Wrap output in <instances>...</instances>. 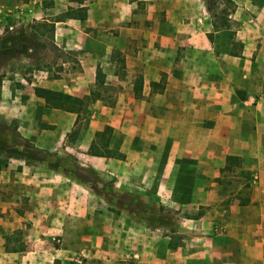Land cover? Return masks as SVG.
<instances>
[{"label":"crops","instance_id":"crops-1","mask_svg":"<svg viewBox=\"0 0 264 264\" xmlns=\"http://www.w3.org/2000/svg\"><path fill=\"white\" fill-rule=\"evenodd\" d=\"M35 1L11 7L0 0V27L8 21L5 11L18 7L38 20ZM53 1L57 12L73 3L81 9V20L56 22L62 25L59 34L68 39L83 36L85 42L97 41L88 30L92 28L116 43L140 44L149 37L148 42L156 40L162 48L170 42L173 49L155 54L134 50L82 54L76 79L42 80V88L52 93L40 100L27 91L38 87L34 80L26 81L22 89L7 84L9 96L4 94L2 99H11L12 91L16 99L17 93H26L27 107L37 101L43 107L55 96L62 102L80 104L95 86L99 66L105 83L116 91L110 103L102 97L90 99L94 107H101V113L92 111L71 141L69 133L76 119L62 108H49L61 113L57 122L50 117L47 120L55 125L54 130L39 129L42 116L31 112L24 117L20 109L17 129L36 149L47 152L50 160L68 149L79 157L80 170L111 181L113 185L108 187L119 193L123 190L117 185L125 177L128 190L139 189L140 201L187 202L197 218L180 228L187 229L190 247L160 246L158 239L157 243L151 240L147 222L138 221L137 212L122 208L112 214L104 206L108 204L105 193L96 190L92 179L66 171L62 165L51 167L36 160L16 172L15 193L24 215L17 216L15 223L30 219L29 231L39 236L66 233L71 227H79L83 234V229H91L96 221L102 230L94 233L121 235L119 242H132L142 256L157 252L148 259L152 264H264V161L260 158L264 140V0H232L233 9L220 22L218 16H211L210 5L200 0ZM137 4L144 10L135 25ZM142 25L150 28L142 29ZM0 83L5 85L6 78ZM18 100L21 102L20 97ZM105 126L112 128L106 145L111 151L91 154L92 143L100 148L103 145L96 133ZM247 155L258 156L252 165L258 179L253 181L250 196L244 198L218 177L222 171L241 168V157ZM227 156H236L237 162H226ZM60 162L70 163L65 158ZM183 186L190 190L183 193ZM81 219L83 229L78 224ZM106 220L111 221V227L104 224Z\"/></svg>","mask_w":264,"mask_h":264},{"label":"rangeland","instance_id":"rangeland-1","mask_svg":"<svg viewBox=\"0 0 264 264\" xmlns=\"http://www.w3.org/2000/svg\"><path fill=\"white\" fill-rule=\"evenodd\" d=\"M4 1L11 7L21 2H28V0ZM200 1L205 4L207 2L208 5L216 7L214 11L211 12V16H218L217 20L219 22L221 21L223 12L224 15H226L230 9H233L232 4H234L232 0L231 2L228 0ZM35 2L37 6L35 7L36 12L34 11V15L38 17V20H35L31 13H29V15L26 16L28 20L26 17L23 18V21L28 22V25L23 26L17 22V19L11 17V13H9L6 18L14 24L12 30L19 27L28 29L33 22L41 21V18L45 17L48 20H45L47 22V27L41 28L45 30L42 39L48 40L50 36H52L54 42L58 46L66 50L77 51L76 58L78 60L82 54H127L129 51L131 53L133 50L135 53L140 52V54H155L158 52L164 53V51L169 53V51H171L170 49H173L170 46V42L164 45L165 48H162L156 40H149L148 42V39H150L149 37L144 39V42L140 44L135 43L131 45L127 43H116L111 41L105 34H96V30L92 28L88 30H91L93 37L96 35L97 41L95 39L94 41L85 42L83 36H74L68 39L64 33L59 34L60 30H62V25L60 23L56 25V22L68 19L65 18L63 14L65 10L62 12L55 11L53 9V0H37ZM137 5L138 9H136V17L133 21L135 25L142 19L144 10L143 5ZM71 6L75 8L77 5L73 3ZM70 14L75 15L76 11H72ZM31 18L33 19L31 20ZM141 27L142 29L150 28L149 25H142ZM136 28L139 27L136 26ZM50 29L51 32L49 31ZM151 30H153V27H151ZM9 34L10 33H7V31L2 34L0 33V82L2 77L3 79L6 78L5 85L2 86L0 83V264H152L149 263L148 259L153 257V254L158 255L156 254L157 252H146V254L144 253V256H142L138 250L134 249L132 242L120 243L119 238H121V235L94 233L102 230L98 229L99 223L96 221L92 222L91 229L89 228L91 222L88 223L89 229H83L82 223L84 220L81 219L78 221L79 226L84 230L83 234L79 232V227H71L67 229L66 233L57 232L40 234L39 236L29 231L31 227L30 219H21L18 221V224L15 223L17 216L24 215V208L22 204L18 202L15 193L17 189L14 182L16 172L22 171L24 164L29 166L34 164L36 160L45 162V165L51 167L62 165L66 171L71 169L82 177L92 179L96 190H103L105 193L104 195H106L107 198H104V200L108 202V204L104 206L107 207L112 214H116V212H119L122 208L125 212H128L127 210L137 212L138 216H140L138 221L145 220V222H147L151 230V240L155 241L156 239L155 242L157 243L158 239L160 242V244H158L160 246L166 245L174 249L176 247H190L192 243L189 233L186 231L187 229L180 228L190 226L197 216L190 211V205L187 202L172 204L169 202L161 203L150 201L149 199L142 202L137 197L136 191H139L137 187L132 190L127 189L129 183L125 177H123L117 185L118 188L120 187V189L123 190V193H119L115 188L108 187V185H113L111 181L98 179L97 176L85 169L80 170L77 167L79 163L76 162L79 160V157H75L72 151L70 152L68 149H65L67 153H60L58 158L50 160L51 157H47V152L36 149V147L20 133L17 129L19 126V117L16 116L20 109L24 117L31 112L32 114L39 113V116H42L39 129L48 130H54L55 128L53 123L47 121L48 118L50 117L52 119L49 120L54 119L57 122L56 119H61V113L57 110L51 111L49 109L51 106H48V102L44 103L43 107L39 105V101L33 103L32 107H27L25 105L26 93H17L16 99L12 91L11 99H2L4 94L9 96L7 84H11L9 87H14V85H16L17 89H22L26 81L30 82L34 80L38 87H35L32 91H27L32 92V94L37 96L38 100H40L39 98H44L45 94L49 95L52 93H48L49 90L45 91V89L42 88V80L46 81L65 77L72 82L71 79H76L77 77L76 73L79 72L80 65L72 60L65 62L60 58L55 60L53 53L48 50H39L37 53L38 55L36 57L32 56L31 58H27L25 54V56L22 55L23 53L17 54L14 47L9 49V44L3 42V38ZM142 35L143 33L141 31L140 36ZM9 50H11L10 52L12 53L9 54ZM20 77H23L24 81L21 82ZM107 82L109 81L107 80ZM57 92V90H54V95H56ZM114 92L116 93L113 89L106 92L103 91L102 99L104 101L106 100V103H110L114 96ZM18 97H20L21 102L18 100ZM53 98L58 100L56 96ZM90 99H92V96L87 97V101H83V103L80 102V104L78 103L80 108L77 112L70 111L71 116L76 119L73 130H77L78 127L80 128V125L85 119H88L92 111L99 114L101 107H94V101ZM72 139L73 135H70L69 140L71 141ZM51 153H53V151H50L49 154ZM118 157H122V154ZM245 157H241V160L243 159L241 168L235 166L232 170L222 171L218 179L228 181L230 183V186L227 185L228 189L231 191L237 190L239 196L248 198L252 191L253 181L258 179L257 171L252 167L254 164L253 162L257 163L258 156L247 155ZM60 158H65L70 161V163L60 162ZM260 158H263L264 161V140ZM231 162L233 164L237 161L235 160L233 162L231 160ZM183 174L185 175V172H183ZM119 179L120 177H118V180ZM204 189L208 188L206 187ZM189 190V187L183 186L182 188L183 193ZM183 200L186 201L185 198H183ZM203 206L206 207V204H203ZM134 212H132V214ZM141 216L145 219L141 218ZM123 222H121V224L125 225L126 220ZM110 223L111 221L109 220L104 222L107 227H111ZM131 227L132 226L124 229V234L128 233L132 229ZM181 230H183V232ZM123 236L131 238L132 240L130 236ZM56 239H59V241L56 242ZM159 255H161V253H159Z\"/></svg>","mask_w":264,"mask_h":264},{"label":"trees","instance_id":"trees-1","mask_svg":"<svg viewBox=\"0 0 264 264\" xmlns=\"http://www.w3.org/2000/svg\"><path fill=\"white\" fill-rule=\"evenodd\" d=\"M72 1H76L78 3L82 2V0H72ZM215 8H216L215 6L210 5L209 6L210 12H213ZM72 11H76V14L71 15L70 13ZM63 14L65 18H76L79 20L82 19V12L80 7L78 6L75 8L72 6H68ZM221 17L222 19L225 17L224 12ZM46 25L47 22L45 20H41V21L33 22L28 29L19 27V28H15L14 30L7 31V33L10 34L8 36H5V38H3V42L9 44V49H12V47H14L15 51H17V54L23 53L26 55L27 58H31L32 56L36 57L38 55L37 53L39 50H43V51L48 50L53 53V57L55 60L60 58L64 62L68 60H72L78 63V59L76 58L77 51L75 52L72 50H66L58 46L54 42L52 36H50L48 40L42 39V36L45 34V30H42L41 28L47 27ZM49 31L51 32V29ZM10 51L11 50H9V54L12 53ZM95 78H96L95 86L92 87L90 93L86 96V98L89 96H92L93 99L102 97L103 91L106 92L112 89V86L105 83L106 82L105 75L101 71V68L99 66H97L96 68ZM139 81L141 82V79ZM137 87L138 88H136V93H138V89H140V84ZM47 102H48V106L62 108L64 110L72 111V112L73 111L77 112L78 109L80 108V106H78L79 104L71 103V102H62L59 100H49V99L46 100V103ZM111 129L112 128L110 126H105V128L102 131L96 133V136L102 138L103 139L102 142L104 143L101 146V148L99 147V145L95 144V142L92 143L89 148V152L91 154H99L102 153V151L105 153H110L111 150L106 148V145L108 142V136L111 133ZM76 131L77 130H72L70 135H72L73 133L75 134ZM235 158L236 156H227L226 162L229 161L231 162V160L234 161Z\"/></svg>","mask_w":264,"mask_h":264},{"label":"built area","instance_id":"built-area-1","mask_svg":"<svg viewBox=\"0 0 264 264\" xmlns=\"http://www.w3.org/2000/svg\"><path fill=\"white\" fill-rule=\"evenodd\" d=\"M11 13V17L17 19V22L20 25L26 26L28 22L23 21V18L29 15V13H26V10L23 7H18L16 11H9L6 10L5 14L8 16V14ZM0 20H1V15H0ZM14 27V24L11 23L10 21H7L4 26L0 27V33L2 34L5 31H11ZM59 239H56V242H58Z\"/></svg>","mask_w":264,"mask_h":264}]
</instances>
